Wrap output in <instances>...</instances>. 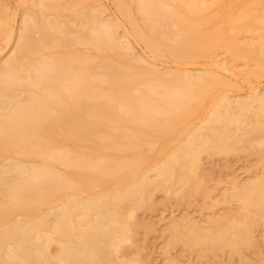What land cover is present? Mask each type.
<instances>
[{"label": "rangeland", "instance_id": "rangeland-1", "mask_svg": "<svg viewBox=\"0 0 264 264\" xmlns=\"http://www.w3.org/2000/svg\"><path fill=\"white\" fill-rule=\"evenodd\" d=\"M253 1L125 0L120 7L119 0H0V70L11 58L19 63L17 74L9 75L11 88L27 87L54 100L51 82L58 77L64 83L75 79L77 72L69 71L72 66L67 70L66 61L77 66L80 58L91 69L87 81L94 89L92 97L80 101L87 110H80L74 127L58 124L57 112L47 113L55 114L41 121L45 150L18 131H3L0 124L2 175L14 176L9 164L14 161L38 171L31 181L22 173L15 175L27 186L21 184V197L11 199L15 209L0 220V243H10L8 250L0 251V264H39L45 250L53 256L49 264H58L54 255L59 241L74 240L75 218L90 219L85 230L101 229L97 244L105 246L102 254L111 258L110 264L119 256H124L122 264H264L262 222L252 224L250 241L238 245L237 251L195 241L200 234L241 224L246 212L236 189L264 182L262 116L245 112L242 124H230L229 139L202 141L212 138L208 117L215 107L225 106V100L235 109L264 102V75L250 73L255 60L233 58L222 48H208L202 55L187 51L190 44L183 29L195 22V15L206 20L203 32L225 26V19H235ZM133 28L161 39L156 54ZM248 39L242 33L238 41ZM62 57L68 58L65 63ZM56 58H61V66ZM109 66L115 70L108 71ZM188 73L202 76L190 80ZM23 74L41 82L31 86ZM61 102L56 107L68 111L67 102ZM189 145L191 160L186 157ZM173 156L183 160L175 164L173 177L164 178L158 166ZM124 193L128 195L123 200L113 196ZM92 198L102 201L101 206L87 216L73 210L68 219L60 218L70 202ZM1 201L5 200L0 197ZM15 224L35 227L26 235L23 229L12 231Z\"/></svg>", "mask_w": 264, "mask_h": 264}, {"label": "bare ground", "instance_id": "bare-ground-1", "mask_svg": "<svg viewBox=\"0 0 264 264\" xmlns=\"http://www.w3.org/2000/svg\"><path fill=\"white\" fill-rule=\"evenodd\" d=\"M216 1L217 0H215V2ZM123 2H125V0H119V6L120 7H121V5L123 6ZM145 8H146V6H145ZM147 8H149V7H147ZM196 11L198 12V10H196ZM147 12H148V10H147ZM183 12H185V11L183 10ZM182 15H183V13H182ZM193 15H195V14H193ZM200 15H201V13H200ZM195 16L197 17V15H195ZM198 16H199V14H198ZM196 17L194 19L195 22H193L189 25H187V23H186L185 25L187 27L183 28V29L187 30L188 41L190 44L187 47V51H189L191 53H195L196 55H202V54H204V52L208 48H212V47L213 48L214 47L222 48L225 52H228L233 58H236V59L239 58V59L250 60V61L255 60L256 61V67L253 70H251L250 73L255 75V76L264 75V0H254L253 2H251V4H248L242 10H240V12L238 13V15L235 19H231V20L225 19L224 20V23L226 24L225 26L217 27L211 31L203 32L201 30V28L206 23V20L197 19ZM185 21H188V18ZM258 24H261L260 25L261 27H258L257 26ZM56 27H58V26H56ZM133 33L146 43V46L150 49V51L153 54H156L158 52V48H160L159 44L161 42L160 41L161 39H159L158 36L153 35L152 33L149 34L146 32H142L140 30H136V28H133ZM242 33H246L248 35V38H249L248 41H245V40H239L238 41V38L240 36H242ZM42 34H44V33H42ZM26 38H27V36H26ZM44 38H46V37L44 36ZM96 38H97V35H96ZM99 38L101 39V37H99ZM25 40L26 39H24V41ZM94 40H95V38H94ZM25 42H28V41H25ZM91 42H92V40H91ZM95 42H96V40H95ZM182 44H184V43H182ZM96 45H98V44H96ZM96 45L94 43V46H96ZM24 47H25L24 44L20 45L21 49H24ZM181 49L182 48H179V50H181ZM24 51H26V50H24ZM179 52H181V51H179ZM176 54H177V52H176ZM78 57H80V56H78ZM65 58L66 57H62V59H65ZM74 58L76 59L77 57L73 56V59ZM53 59H55V58H53ZM67 59L68 58H66L65 60H62V61H64L63 63H65V61ZM82 59H83V57H82ZM56 60H57V58H56ZM59 60L61 62V58ZM59 60H57L58 64L55 62L57 65L61 64L59 62ZM74 60H73V63L75 64ZM70 61H66V65H67L66 69L68 70V68L70 66H72V67H70L71 69L69 68V71H72V73H73V70H75V73L77 72L76 78L73 79V77H72L73 80H71L67 83H64L65 81L61 82L60 80H58L59 77L57 76L58 79L53 81L54 83L51 82V86H53L52 88L55 89L54 91L50 90L52 92V94L55 95V96L54 95L53 96L56 97V98H54V100H53V98H51L52 100H49L48 93H45V96L47 94V96H46L48 98L47 99L43 94L36 92L35 90L33 91L27 87L22 88V89L11 88L12 85L14 84V83H12V77H11L13 75H11V76H9V75L11 73L13 74V72L17 70V68H18L17 65L19 63L14 58L13 59L11 58V59L7 60L5 65L2 64V67L0 70V124L3 126V128H5V129H3V131H9L10 133L12 131H18L22 138H24L25 140L27 139L29 141V142L27 141L28 143H30V141H31V142H33V144L36 145V147L39 146L40 150H45L46 148H48V145L44 149V147L46 145L44 143V145H45L44 146L40 142L43 140V139H41L43 137H41L42 131L39 132V130L42 129V126H43L42 120L46 116L47 117L49 116L48 117V119H49L55 114L53 112L54 113L53 115H50V114L47 115V113L49 111L57 112V116H56L57 118L55 117L54 119H56V121L58 119V121H57L58 124L62 123L60 125H64L66 123L65 125L71 124V127H72V125L74 127V125L76 123V121H75L76 118H79V116L82 115L80 110L84 107L86 108V109L84 108V110H87L86 105L81 106L80 101H82V99L84 100L85 98L92 97L94 89L91 86L90 81L89 80H88L89 82L87 81V79H88L87 77H88L91 69H89V71H88L86 64L84 65V63H83L84 60H80V58H77V61L79 63V65H77V66H75V65L73 66V64ZM38 63H40V62H38ZM59 66H61V65H59ZM62 67L65 68V64H64V66L62 64ZM113 69L115 70V68H113ZM113 69H111L110 66L107 68L108 71H110V70L113 71ZM26 72H28V71H26ZM14 73L17 74V72H14ZM27 74H29V73H27ZM114 75H112V76H114ZM200 75L202 76V74H200ZM200 75H198V73L196 75L188 73L187 77L191 80V78L194 79V78L201 77ZM7 76L9 79L8 78L6 79ZM14 76H15V74H14ZM18 76L21 78L23 76L24 79L28 78V80H29L28 82H30L29 85H31V84L36 85V84L41 82V80H39L40 81L39 82L38 79L36 80L35 77L32 76L31 74L26 75V76H24V74L22 76H20V75H18ZM10 77H11V80H10ZM15 77L13 78L14 80H16ZM51 77L52 76H50L49 78H51ZM210 77L209 78L211 80H213L214 79L213 77H215V76L210 75ZM54 79H55V77H54ZM67 79H68V77H67ZM56 81H58V82H56ZM117 81H121V79L116 80V82ZM124 81H126V80H124ZM194 81H196V80H194ZM43 85H44V83H43ZM41 88H42V90L44 89L42 86H41ZM188 88H190V87H188ZM199 88H200V86H199ZM40 89L38 91H42ZM61 89H63V90H61ZM65 89H67V90H65ZM24 91H28L26 94L27 96L25 95V98H23V99L19 98L21 92H24ZM222 99L225 100L224 97H222ZM59 101L60 102L63 101L64 104L67 102L70 109L66 112L65 111L63 112L60 109H58L60 107L59 106L56 107V103L57 102L59 103ZM225 101L227 103V104H225V106H223L222 108L215 107V109H213L211 111L210 116L208 117V120H209V123L211 124V130L213 131V136H212V138L202 137L203 142L214 143L216 141V138H218V139H220V138L229 139V137L232 135V133L230 132V130H231L230 124L233 122H236L238 124H242L243 119L241 120L240 116L244 115L245 112H250L251 114L256 115V116H262L263 118L261 119V117H259L260 118L259 120L262 121L263 125H264V102L262 100H257V103H258L257 107H256L257 109L255 108V105L253 103H250V102L245 103L241 107L235 109L231 106L232 101H229V100L228 101L225 100ZM28 103L30 104V106L27 108L26 104H28ZM24 107L27 109L25 111L24 110L21 111V109H23ZM54 119H51V120H53V122L55 123ZM257 120L258 119H256V122H257ZM256 122H254V126H258L256 124ZM43 123H45V122H43ZM76 124H78V123H76ZM44 126L48 127V125L47 126L44 125ZM88 127H89V125H88ZM236 127H239V126H236ZM44 132H45V130H44ZM191 134H192V132H191ZM32 136H33V139L31 138ZM45 139L46 138H44V140ZM44 140H43V142H45ZM47 140L49 141L48 138H47ZM190 141H191V139L187 138V140H186L187 144L191 145ZM30 144H32V143H30ZM190 145H189V149H188L189 153H187V155H186L187 159L189 158L188 160H191L193 158V155H194V153L191 151L192 147L190 148ZM186 157H184V158H186ZM52 158H54V157H52ZM64 159L65 158H63V160ZM181 160H183V159H181ZM181 160L179 161V159L175 158L174 156L166 158V160L158 166V169H157L158 174L162 175L164 178L165 177H168V178L173 177V175L175 173L174 172V166H176L175 164L178 162H180L178 164H181ZM9 164L14 166V168H13L14 176L4 177L2 175V172H0V197L5 200V201L0 202V220L6 219L9 216V214L15 209L16 204H14L11 201V199H19L21 197L20 190L23 189L24 184L25 185L27 184L26 182L24 184H22V182H23L22 178L27 180L33 174H36L35 178H37V173H35V172H38L35 170L36 168L29 167V166L25 165L24 163H22L21 161H14V162L9 163ZM9 164H7V166ZM1 166L4 167L5 165H1ZM39 170L41 171V169H39ZM21 173L24 174L23 177L21 179L16 178L15 175L21 174ZM40 173H42V172H40ZM39 176L40 175H38V177ZM33 178H34V176H33ZM26 180H24V181H26ZM29 181H31V178ZM141 181L143 183L144 180H141ZM139 190H140L141 195L144 194V187L143 186H140ZM236 191H237V195L239 196V198L243 202L242 208H243L244 212H246V218L243 219L242 223L241 222H240L241 224L233 223V224L228 225V226L226 225L227 227L221 228V230H218L216 232L212 231V233H211V231H210V233L200 234V235H198L199 237L196 236L198 238L195 237L196 238L195 241L201 242L204 240H208V241H210V244L212 247L213 246H219V247L227 246V247H230L231 250L237 251L238 245L248 243L250 241V233H251L250 231L252 230L251 229L252 224L254 225L255 223L257 224L259 222H262V224L264 225V182H263V180H257V181L250 183V184H245L242 187H238L236 189ZM127 195H128V193L113 195V196H114V198H116L118 200H123V199H125V197H127ZM101 202L102 201L98 200V198H92V199H89L86 201H72V202H70V204L67 207H65L62 210V212H61L62 214H61L60 218H62L63 220L65 218L68 219L69 217H67V216L70 214V211H73V210L77 211V212H75L76 215L87 216L88 212L91 209L100 207ZM100 215H102V214L100 213ZM41 219L42 218L39 217L38 221ZM17 220H18V218L15 219L13 222H16ZM89 220L90 219L81 222V219L75 218V222L73 223V225L71 227V231H73L72 234H73L74 240L72 242H70L69 244H66V240H64V239L59 241L60 245L58 248V254L54 255V257L58 261V264H110L111 258L109 256L105 257L102 254V251H103L105 246L100 247V245L97 244V240L99 239V236L96 237L97 236L96 233L99 234L101 232V229H98V230L93 229V231L92 230L89 231L86 228V230H85V225ZM191 225H189V226H191ZM32 227H35V225L33 224ZM32 227H30L28 225H23V224H22V226L20 224H15L12 227V231H17V230L23 229V232L27 235L28 231L31 230ZM102 231H104V230H102ZM207 232H209V231H207ZM213 232H215V233H213ZM193 239L194 238H192V240ZM0 242H2V241L0 240ZM211 246H210V248H212ZM9 248H10V243H8V242H5L3 244L0 243V251L5 252ZM51 256L52 255H50L45 250V253L41 254V256L39 257V264H49V262H48L49 258H53V256L52 257ZM124 260H125L124 256H121V257L119 256V257H116L113 260V263H111V264H122V262H124Z\"/></svg>", "mask_w": 264, "mask_h": 264}]
</instances>
